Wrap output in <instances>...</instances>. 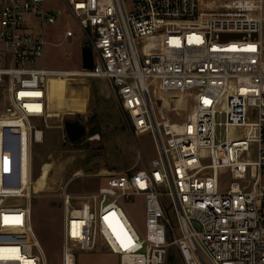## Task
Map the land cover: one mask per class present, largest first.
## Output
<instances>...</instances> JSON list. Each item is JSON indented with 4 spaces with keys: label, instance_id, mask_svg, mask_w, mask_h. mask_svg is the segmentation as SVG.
I'll return each instance as SVG.
<instances>
[{
    "label": "built area",
    "instance_id": "built-area-1",
    "mask_svg": "<svg viewBox=\"0 0 264 264\" xmlns=\"http://www.w3.org/2000/svg\"><path fill=\"white\" fill-rule=\"evenodd\" d=\"M63 2L93 50L92 69L40 66L44 27L61 12L46 0H0V90L10 104L0 116V264H47L31 225L36 195L22 192L20 170L5 177L3 126L24 124L18 156L27 164L29 147L42 140L32 123L47 117L56 77L106 80L135 134L150 133L157 153L149 168L110 176L80 202L60 186L63 264L98 251L119 264H165L172 245L184 264H264V0H129L130 8L126 0ZM172 92H194L181 123L154 103ZM236 130L245 135L232 137ZM16 193L25 205L8 202ZM134 197L144 198V233L125 213Z\"/></svg>",
    "mask_w": 264,
    "mask_h": 264
},
{
    "label": "rangeland",
    "instance_id": "rangeland-1",
    "mask_svg": "<svg viewBox=\"0 0 264 264\" xmlns=\"http://www.w3.org/2000/svg\"><path fill=\"white\" fill-rule=\"evenodd\" d=\"M45 5L55 14L59 11L61 14L55 24H46L44 27L46 49L40 66L57 72L83 71V48L86 44L78 22L63 0H46ZM126 5L130 8L129 0H126ZM68 29L75 32L71 39L65 37ZM60 83L67 87V101L71 99L70 94H81L84 104L75 109L73 104L66 103L61 113L33 121L32 124L42 132V140L34 141L29 147L27 164L20 161L18 156L19 147L25 138L24 124L7 120L3 126L4 140L9 144V155L3 156L5 177L9 172L17 176L20 170L23 192L28 181L31 178L33 180L30 191L36 196L31 201V225L47 264H63L64 211L59 193L61 185L67 188L75 201L80 202L104 185L110 176L149 168L157 155L151 134H135L128 115L106 80L86 77L50 78V91ZM154 103L157 109L166 108L172 122L181 123L192 110L194 92L158 93ZM51 109L56 111L54 106ZM9 110L8 96L0 90V116ZM66 121H80L86 127V136L76 143L69 141ZM219 122H224V118L219 119ZM218 133H221L218 135L220 138H224L223 128H218ZM244 135L242 130L231 133L234 138ZM230 181V173L222 176L225 187ZM16 194L10 196L8 202L25 205L23 196ZM164 205L173 215L167 199ZM124 209L134 227L144 233V198H132L131 202L124 204ZM76 264H119V259L105 251L81 252L76 254ZM165 264H184L177 254L176 245L170 246Z\"/></svg>",
    "mask_w": 264,
    "mask_h": 264
},
{
    "label": "water",
    "instance_id": "water-1",
    "mask_svg": "<svg viewBox=\"0 0 264 264\" xmlns=\"http://www.w3.org/2000/svg\"><path fill=\"white\" fill-rule=\"evenodd\" d=\"M241 35L223 34L221 40L228 39H241ZM85 47L83 48V68L92 69L94 67L93 50L88 46L87 40H85ZM66 134L72 143H76L86 136V127L80 121H66L65 122Z\"/></svg>",
    "mask_w": 264,
    "mask_h": 264
},
{
    "label": "bare ground",
    "instance_id": "bare-ground-1",
    "mask_svg": "<svg viewBox=\"0 0 264 264\" xmlns=\"http://www.w3.org/2000/svg\"><path fill=\"white\" fill-rule=\"evenodd\" d=\"M58 75H60V74H58ZM66 95H67V87H65L61 83L56 85L51 91L49 89L50 98H49V111H48L49 113H48V115H50V114L56 115V114L61 113L63 111V106L66 103H67V105H69V103L73 104L72 106L75 109L77 107L81 108V106L84 104V100L81 97V94H79V95L70 94L71 99H69V101H67ZM51 106H54L56 108V111L52 110ZM39 135L40 134L38 133V136ZM95 139H99V137H96ZM30 192L31 191H29L28 193H30Z\"/></svg>",
    "mask_w": 264,
    "mask_h": 264
},
{
    "label": "snow or ice",
    "instance_id": "snow-or-ice-1",
    "mask_svg": "<svg viewBox=\"0 0 264 264\" xmlns=\"http://www.w3.org/2000/svg\"><path fill=\"white\" fill-rule=\"evenodd\" d=\"M252 50L254 51L255 49L253 48ZM118 239H119V237H118ZM126 239H127V238H126ZM121 243H122V245H124L125 241L122 240ZM131 243H132L131 240H130V239H127V246H131ZM4 251H5V250L0 249V258H4V257L2 256V253H3ZM12 251H15V250H12Z\"/></svg>",
    "mask_w": 264,
    "mask_h": 264
},
{
    "label": "crops",
    "instance_id": "crops-1",
    "mask_svg": "<svg viewBox=\"0 0 264 264\" xmlns=\"http://www.w3.org/2000/svg\"><path fill=\"white\" fill-rule=\"evenodd\" d=\"M9 136V135H8ZM32 179V178H31ZM30 179V181H28V183H27V186H26V189L24 190L25 192L24 193H27V192H29L30 190H31V188H32V184H33V180H31ZM23 192V191H22Z\"/></svg>",
    "mask_w": 264,
    "mask_h": 264
}]
</instances>
